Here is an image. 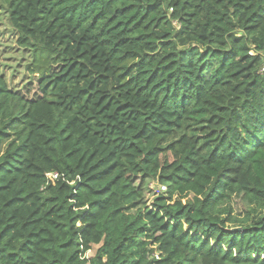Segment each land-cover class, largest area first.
<instances>
[{
    "label": "trees",
    "instance_id": "1",
    "mask_svg": "<svg viewBox=\"0 0 264 264\" xmlns=\"http://www.w3.org/2000/svg\"><path fill=\"white\" fill-rule=\"evenodd\" d=\"M0 10V264H264V0Z\"/></svg>",
    "mask_w": 264,
    "mask_h": 264
},
{
    "label": "rangeland",
    "instance_id": "2",
    "mask_svg": "<svg viewBox=\"0 0 264 264\" xmlns=\"http://www.w3.org/2000/svg\"><path fill=\"white\" fill-rule=\"evenodd\" d=\"M16 40L15 32L9 25L6 14L0 10V73L11 89L19 90L25 82H29L31 79L26 69L31 64V56L17 46ZM151 188L156 192L158 186L152 184ZM233 209L232 215L243 214L241 202L234 205ZM230 228L234 227L231 226ZM97 249L98 247H93L86 257L92 258Z\"/></svg>",
    "mask_w": 264,
    "mask_h": 264
},
{
    "label": "built area",
    "instance_id": "3",
    "mask_svg": "<svg viewBox=\"0 0 264 264\" xmlns=\"http://www.w3.org/2000/svg\"><path fill=\"white\" fill-rule=\"evenodd\" d=\"M260 72H261V73H264V62L262 63V67H261V70H260ZM54 177H55V176H54ZM160 190H161V191H164V190H165V188H163V187H160ZM157 256H158V255L156 254V255H155V257L157 258Z\"/></svg>",
    "mask_w": 264,
    "mask_h": 264
},
{
    "label": "water",
    "instance_id": "4",
    "mask_svg": "<svg viewBox=\"0 0 264 264\" xmlns=\"http://www.w3.org/2000/svg\"><path fill=\"white\" fill-rule=\"evenodd\" d=\"M239 231H240V229H232V230H230V232H233V233H237Z\"/></svg>",
    "mask_w": 264,
    "mask_h": 264
}]
</instances>
